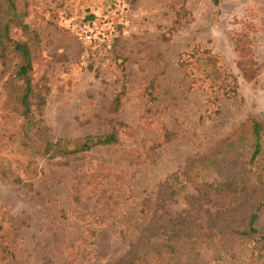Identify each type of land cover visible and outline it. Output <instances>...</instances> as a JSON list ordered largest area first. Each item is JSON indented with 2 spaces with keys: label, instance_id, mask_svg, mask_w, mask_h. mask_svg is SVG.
I'll use <instances>...</instances> for the list:
<instances>
[{
  "label": "rangeland",
  "instance_id": "374dc122",
  "mask_svg": "<svg viewBox=\"0 0 264 264\" xmlns=\"http://www.w3.org/2000/svg\"><path fill=\"white\" fill-rule=\"evenodd\" d=\"M24 2L23 22L37 34L31 77L43 89L38 125L63 138L122 126L113 144L39 158L38 174L22 177L26 184L0 176V211L16 219L9 253L0 241V264H117L157 213L165 181L174 191L165 203L171 217L204 224L205 214L242 201L206 196L191 206L187 197L197 194L198 178L226 177L213 170L220 162L229 173L240 167L252 143L245 119H264V0ZM180 6L186 14L176 25ZM238 35L254 58L252 79L235 62ZM197 46L235 76L234 95L183 75L178 57Z\"/></svg>",
  "mask_w": 264,
  "mask_h": 264
},
{
  "label": "trees",
  "instance_id": "16d2710c",
  "mask_svg": "<svg viewBox=\"0 0 264 264\" xmlns=\"http://www.w3.org/2000/svg\"><path fill=\"white\" fill-rule=\"evenodd\" d=\"M184 0H172V3ZM216 4L218 0H210ZM24 0H0V176L26 184L39 172V158L78 155L91 147L113 144L119 122L108 132L76 138L50 137L38 125L44 104L43 89L32 81L31 46L36 32L23 22ZM186 12L175 11L178 25ZM91 17V15H89ZM18 32L26 39L14 37ZM236 65L246 79L254 76V58L246 39H233ZM178 66L190 81H206L222 95H234L236 78L229 73L219 56L208 48L193 47L178 57ZM113 109L119 105L115 94ZM245 124L251 145L240 167L229 173L226 162L213 168L223 179L205 180L197 176V194L188 196L191 206H199L206 196L242 197L234 207L205 214V221L191 217H171L165 208L174 191L163 182L157 195V213L129 242L117 264H263L264 260V119L247 117ZM168 132L164 136H168ZM212 161L207 169H212ZM19 172V174H18ZM184 172V171H183ZM25 177V181L23 178ZM237 217L240 221L237 222ZM16 219L0 211V241L8 252L9 239Z\"/></svg>",
  "mask_w": 264,
  "mask_h": 264
}]
</instances>
